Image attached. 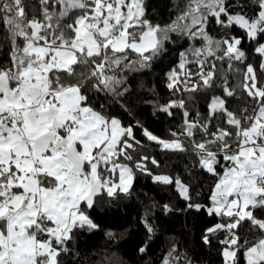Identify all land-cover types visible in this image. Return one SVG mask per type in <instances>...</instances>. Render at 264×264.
I'll use <instances>...</instances> for the list:
<instances>
[{"label":"snow or ice","instance_id":"6c2138e0","mask_svg":"<svg viewBox=\"0 0 264 264\" xmlns=\"http://www.w3.org/2000/svg\"><path fill=\"white\" fill-rule=\"evenodd\" d=\"M30 7L0 0V264H62L77 231L99 227L91 216L98 198L129 194L137 171L174 185L181 211L213 218L200 239L215 241L220 264H264V0L235 8L232 0H169L163 23L149 17L147 0ZM233 28L254 45L257 63ZM170 44L177 57L165 86L180 98L154 107L168 117L179 111L181 123L171 139L143 135L212 178L206 202L180 177L153 175L149 156L134 159L140 141L118 114L129 111L131 78ZM185 96L205 100V111L193 114ZM141 223L151 240L153 223L147 215ZM160 264L195 261L173 243Z\"/></svg>","mask_w":264,"mask_h":264},{"label":"trees","instance_id":"16d2710c","mask_svg":"<svg viewBox=\"0 0 264 264\" xmlns=\"http://www.w3.org/2000/svg\"><path fill=\"white\" fill-rule=\"evenodd\" d=\"M172 2L175 3V0ZM26 3L31 14L33 0H26ZM238 3L239 0H232L234 8L238 7ZM147 6L149 17L154 23L169 20V0H147ZM216 30L214 25L209 28L212 35H215ZM239 31L244 35L243 49L248 53L249 62L257 63L258 57L251 50L254 45L247 40L242 30ZM3 37L4 33L0 32V40ZM168 47L169 52L155 61L150 69L136 73L131 78L134 94L125 101L129 111L118 114L125 126L133 127L136 139L140 141L131 153L134 159H138L140 155L149 156L147 166L153 175L180 177L186 184H190L196 202H206L212 178L207 174H198L199 170L193 168L189 155L162 151L143 135L146 128L161 139H171V132L178 130L181 123L179 111L175 117H168L157 112L154 107L157 103L163 104L169 99L180 98L179 94L172 96L165 86V74L177 57V46L170 44ZM184 98L188 100L187 96ZM188 106L193 114L196 111L203 112L206 101L199 98L188 100ZM137 122L143 128L137 126ZM152 158L157 160L159 166L151 164ZM123 162L132 166V162ZM185 203L174 185L155 183L152 176L137 171L129 194L119 193L114 197L104 194L98 198L91 216L99 227L95 231H77L68 244L69 252L64 254L62 264H160V257L173 243L178 244L179 250L193 259L195 264H220L215 241L209 247L200 239L204 229L211 226L213 218L206 213L181 211ZM166 204L172 211L165 212ZM146 215L155 227L151 240L141 223ZM145 246L147 250L141 254L139 248Z\"/></svg>","mask_w":264,"mask_h":264},{"label":"rangeland","instance_id":"374dc122","mask_svg":"<svg viewBox=\"0 0 264 264\" xmlns=\"http://www.w3.org/2000/svg\"><path fill=\"white\" fill-rule=\"evenodd\" d=\"M219 31L220 30L217 28L216 33L219 32ZM216 33H215V35H216ZM230 34H233V35H236V36L240 37L242 39V47L244 46V43H245L244 35H241V33H240L238 28H233L231 30Z\"/></svg>","mask_w":264,"mask_h":264}]
</instances>
